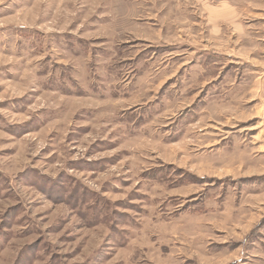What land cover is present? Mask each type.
<instances>
[{"label":"rangeland","instance_id":"1","mask_svg":"<svg viewBox=\"0 0 264 264\" xmlns=\"http://www.w3.org/2000/svg\"><path fill=\"white\" fill-rule=\"evenodd\" d=\"M0 264H264V0H0Z\"/></svg>","mask_w":264,"mask_h":264}]
</instances>
